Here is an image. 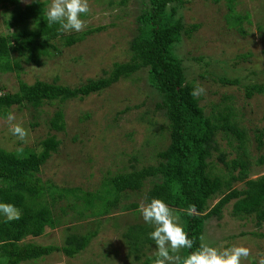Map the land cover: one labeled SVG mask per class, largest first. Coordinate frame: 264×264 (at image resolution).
<instances>
[{
	"label": "rangeland",
	"instance_id": "obj_1",
	"mask_svg": "<svg viewBox=\"0 0 264 264\" xmlns=\"http://www.w3.org/2000/svg\"><path fill=\"white\" fill-rule=\"evenodd\" d=\"M41 1L51 3V0ZM120 1L88 0L90 11L80 17L86 23L80 32L97 27H103L102 31L71 47L56 43L60 52L53 51L50 57L41 59L40 65L22 61L20 71L0 73V89L15 92L20 80L28 84L57 81L77 88L90 79L103 77L115 63L127 62L141 6L137 0H127L126 5H119ZM231 2L234 11L230 10ZM177 11L188 28L197 26L191 36H184L176 45L175 51L184 62L188 81L204 89L197 96L199 105L208 116L232 115L231 121L243 133V137L232 131L217 135L219 151L214 152L211 172L227 174L218 160L222 152L228 160L242 157L248 161L251 179L264 175V92L248 98L245 90L250 84L264 88V0H183ZM234 16L245 18L235 23ZM9 18L10 9L0 7V36L10 33ZM13 59L23 60V57L15 53ZM147 74L144 69L104 92L83 99L46 103L38 116L34 109L14 107L12 123L28 131L26 142L13 136L6 118H0V148L19 151L30 147L40 151V143L55 135L61 145L42 167L41 177L64 188L92 193L104 191L107 178L129 172L133 167L141 169L157 164V152L169 145L168 121L156 109L160 99L149 84ZM223 78L238 80L239 84H224ZM59 110L65 114L66 129L62 132L52 130L49 122ZM150 187L147 184L139 192L124 193L121 205L146 204ZM233 187L241 189L244 184L236 183ZM219 199L216 196L209 201V206L213 207ZM74 203L72 199L58 203L54 212L61 216V223L55 228L46 227L42 236L28 237L25 241L63 246L71 233L86 235L98 230L88 248L74 258L55 252L22 264H142L154 257L156 246L140 261L128 256L123 233L132 225H146L139 208L114 210L100 221L90 210L83 217L75 210L66 209ZM77 204L85 207L81 201ZM233 206L231 203L225 208L221 220L207 221L204 240L213 247L222 243L226 247H247L251 254L241 264H258L264 257V224L258 227L253 216H235Z\"/></svg>",
	"mask_w": 264,
	"mask_h": 264
},
{
	"label": "trees",
	"instance_id": "obj_2",
	"mask_svg": "<svg viewBox=\"0 0 264 264\" xmlns=\"http://www.w3.org/2000/svg\"><path fill=\"white\" fill-rule=\"evenodd\" d=\"M137 1L141 9L136 17L137 33L130 42V59L127 62L115 63L103 77L90 79L77 88L60 85L57 81L28 84L22 80L15 92L3 87L0 89V118H6L14 107L34 109L38 116L41 113L39 109L46 103H64L104 92L121 79L130 78L145 69L147 80L160 99L156 109L162 111L168 121L169 145L157 152V164L141 169L133 167L129 172L107 178L104 191L99 193L60 187L41 177L42 167L61 145L55 135L40 143L42 151L30 147L19 151L0 148V203L13 204L19 212V219L10 221L0 215V264L38 261L55 252L69 258L80 255L97 236L98 230L86 235L71 233L63 246L40 245L25 240L40 237L46 227L55 228L61 223V216L54 212L60 202L75 200L73 206L66 207L67 210H75L83 217L90 210L91 215L101 221L114 210L138 209L137 204L122 206L121 196L127 192H139L147 184L151 187L145 202L150 203L152 199L164 201L179 215V223L189 239L194 240L193 249H181L179 255L182 257L199 247V238L204 237L207 221L213 218L221 220L225 208L231 203L235 216H253L257 226H263L264 175L251 179L248 161L242 157L228 160L222 152L218 160L227 174L222 176L211 172L214 152L219 151L217 135L232 131L243 137V133L231 121L232 115L208 116L199 105L198 98L190 94L196 87L188 81L184 62L175 48L184 36H191L197 26L188 28L183 16L178 15L177 10L183 0ZM22 2L0 0V7L10 9L7 24L11 30L0 36V73L20 71L22 61L40 65L41 59L50 57L53 51L60 52L56 43L71 47L103 29L97 27L61 34L57 31L58 24L48 26L44 15L47 1ZM126 4L127 0L119 2V5ZM230 10L234 11L232 2ZM233 18L235 23H241L245 17ZM15 53L20 54L23 60L13 59ZM221 82L239 84L238 80L228 78L221 79ZM245 90L248 98L264 92L262 86L255 84L248 85ZM49 122L54 131L66 129L62 110L57 111ZM236 183H243L244 187L234 188ZM216 196H219V201L210 207L209 201ZM77 201L85 207H79ZM190 205H195L196 209L191 216L186 211ZM153 230L152 225L138 223L123 233L129 257L140 261L148 250L155 247V242L149 239ZM154 259L149 257L142 264H151Z\"/></svg>",
	"mask_w": 264,
	"mask_h": 264
},
{
	"label": "clouds",
	"instance_id": "obj_3",
	"mask_svg": "<svg viewBox=\"0 0 264 264\" xmlns=\"http://www.w3.org/2000/svg\"><path fill=\"white\" fill-rule=\"evenodd\" d=\"M89 11L88 0H51L44 15L48 26L58 24L57 31L63 34L82 31L86 23L80 17L87 15ZM203 93V87H198L190 94L197 97ZM6 120L10 125L9 132L18 140L26 142L28 131L20 124L12 123L15 116L9 113ZM138 210L143 221L154 227L149 233V239L154 241L156 246L152 253L155 257L153 264H241V261L247 260L251 254L250 249L243 246L226 247L223 243L218 247L210 246L201 236L199 247L182 257L179 255L181 249H193L194 240L189 239L179 223V215L160 199L141 203ZM186 211L189 216L193 215L196 211L195 205H190ZM0 215L9 221L19 219L18 210L9 203H0ZM258 264H264V257L259 259Z\"/></svg>",
	"mask_w": 264,
	"mask_h": 264
}]
</instances>
